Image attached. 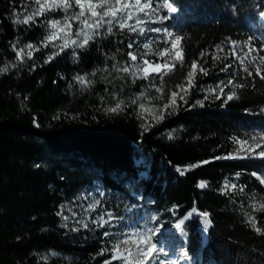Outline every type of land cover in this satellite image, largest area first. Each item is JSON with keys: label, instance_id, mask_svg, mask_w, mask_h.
I'll use <instances>...</instances> for the list:
<instances>
[{"label": "trees", "instance_id": "trees-1", "mask_svg": "<svg viewBox=\"0 0 264 264\" xmlns=\"http://www.w3.org/2000/svg\"><path fill=\"white\" fill-rule=\"evenodd\" d=\"M158 1L176 8L157 26L181 37L183 62L145 78L128 55L138 31L104 24L57 48L60 11L24 24L34 1L0 0V264H123L117 227L63 215L92 186L158 219L164 246L176 229L193 264H264V0Z\"/></svg>", "mask_w": 264, "mask_h": 264}, {"label": "rangeland", "instance_id": "rangeland-1", "mask_svg": "<svg viewBox=\"0 0 264 264\" xmlns=\"http://www.w3.org/2000/svg\"><path fill=\"white\" fill-rule=\"evenodd\" d=\"M33 1L38 10L39 5L36 3V0ZM70 2L73 4V6L69 8L70 10L67 13L62 9L55 10L60 11L63 17L54 18L53 20H60L61 25H63L66 16H71V14H75L79 11V8L74 4V0H70ZM130 2L134 3V0H130ZM144 2H146V0H144ZM164 4V2L158 0H151L152 7L146 10L148 13L147 15L137 13L132 20L126 21L127 25L134 26L137 29L136 31L143 37L137 47L132 50V54L137 57L136 61L140 60L143 63L147 60L153 65H164L165 63L172 65L178 62V60L175 59L176 49L172 47V42L175 40V37L160 30L157 26L163 17L173 13L163 7ZM129 11H134V9H129ZM137 18L142 19L144 23L136 25L135 21ZM77 22V25H80L79 21ZM260 22L262 24L261 26L264 27V16L260 18ZM113 24L118 25L119 22L114 21ZM140 28L144 29L143 33L139 31ZM54 31L56 30L50 27V33L46 41L52 43L57 48H62L61 46L64 44L65 39L68 40L69 46L73 45L71 43L73 40L77 42L83 39V36L78 37L70 30L69 35L65 36L64 33H60L58 39L52 38L50 40L49 37H52ZM145 44L149 45V48L145 49ZM165 50H167V53L161 57L159 54ZM145 67H147V65H144V68ZM151 75L157 74L153 73ZM168 105L169 103L163 99L150 102L146 104V114L152 118H157ZM109 214L111 219H109ZM137 214L138 211L134 209V207L129 206L125 208V206L121 205V202H116L108 197H104L99 186H92L85 189L77 198L72 200V202L66 203V208L63 212L65 219L76 225L86 223L95 225L96 223H101V217H103L104 221H108L104 223L103 226L118 228L117 232L119 238L117 244L125 239H136L137 243H139V236L147 237L148 245H141V247H145L146 249L149 245L156 246V252L149 261V264H193L184 252L183 243L177 237L176 229L171 228L169 230L168 233L171 234V240L164 246L163 242L158 239L163 231V226L158 219L154 217V219L149 222H145L141 217H138ZM120 246L122 250L125 247H130L133 252L136 251V246L133 244L124 245L120 243ZM164 252L168 255H163ZM125 255H127V253H125Z\"/></svg>", "mask_w": 264, "mask_h": 264}, {"label": "snow or ice", "instance_id": "snow-or-ice-1", "mask_svg": "<svg viewBox=\"0 0 264 264\" xmlns=\"http://www.w3.org/2000/svg\"><path fill=\"white\" fill-rule=\"evenodd\" d=\"M36 3L39 5L38 10L32 14L28 15L25 19H23L22 23L28 24L30 21L33 20V15L39 16L43 14L44 12L48 11H55L57 9H62L64 12H68V9L73 6V4L70 2V0H36ZM74 4L76 7L79 8V11L71 16L65 17V22L63 25H61L60 20H51L49 22V25L52 29H55L52 33V37H49L51 40L52 38H59L60 33H64L65 36L70 34L71 24L68 23L69 20H75L79 21L81 25L80 31L76 33V35L83 36L82 42L78 43L73 40L71 43L76 44L77 47L83 48L86 47L89 42L93 39V33L97 32L100 28L104 26L105 23L108 24L107 32H112V24L114 21H118L119 28L124 29L125 27H129L130 30L136 31L137 29L134 26L127 25L126 21L132 20L133 17L137 13H143L147 15L148 9L152 7L151 0H134V3L130 2V0H74ZM163 7L167 8L170 12H176V8L172 6L171 3H165ZM129 9H134V11H129ZM144 21L140 18H137L135 21L136 25L143 24ZM139 31L143 33L144 29L140 28ZM159 31V30H157ZM171 35V33H169ZM181 37H176L175 40L172 42V47L176 49L175 53V59L179 60V62H183V55L182 50L179 49ZM69 46V42L67 39H65L64 44L61 46L62 48H66ZM28 48H32L33 46L31 44L27 45ZM131 47V45H129ZM144 48H149V45L145 44ZM21 52H17V56L19 57L21 55ZM167 53V50L164 52H161L159 55L163 57ZM28 57H31L32 52L29 51L27 53ZM129 57L132 61H136L137 57L136 55L132 54L131 52L128 53ZM218 59V57H217ZM261 64H264V58H261ZM144 65H147L145 68H139V71H143L145 74V78L147 76L155 73L157 75H160L161 72H163V75H168L170 71L173 70L175 67V64L169 65L168 63H165L164 65L155 64L153 65L149 61L145 60ZM150 69V71H149ZM119 71V69H117ZM197 70V64L196 62H193L191 65V71L188 73V83L191 85L192 80L195 76ZM0 71H3V69H0ZM124 72H128V68L123 69ZM201 71H204L201 69ZM244 71H248L247 68L244 69ZM205 74H207L205 72ZM260 74V70L257 69V75ZM251 75V73H249ZM264 79V77H261ZM81 82H83V77L79 78ZM239 87V85H237ZM159 91V89H157ZM176 96L177 93H172L171 98V105H175L176 103ZM234 98L233 95H229L228 99L231 100ZM120 105L118 104L116 108L109 109L110 111H117L119 109ZM163 117H158V119H162ZM171 138V137H169ZM241 144V149L243 150L244 145L247 144V141L239 142ZM261 157H264V151H261L259 153ZM261 183L264 184V180H261ZM206 185L202 182L199 187L204 188ZM227 187V186H226ZM235 187V186H233ZM260 209L264 210V204L260 205ZM206 216V214H205ZM109 219H111V216L109 214ZM108 221H104L103 217H101V226L104 225V223H107ZM207 226V225H206ZM259 231V229H257ZM107 235V233H105ZM138 235V234H137ZM120 243L124 245L133 244L136 246V251L133 252L132 248L125 247L123 250L121 249ZM120 243L116 244L114 246V255L112 257L113 260H122L123 264H149V261L152 259L153 255L156 252V246L155 245H149L145 249V247H141V245H148V238L145 236H139V243H137L136 239H125L121 241ZM127 253V255H125ZM163 255L167 256L168 254L166 252L163 253ZM110 264V262H109Z\"/></svg>", "mask_w": 264, "mask_h": 264}]
</instances>
